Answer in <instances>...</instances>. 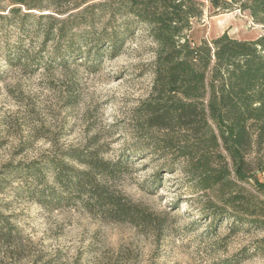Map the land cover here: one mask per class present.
I'll use <instances>...</instances> for the list:
<instances>
[{
  "label": "rangeland",
  "instance_id": "1",
  "mask_svg": "<svg viewBox=\"0 0 264 264\" xmlns=\"http://www.w3.org/2000/svg\"><path fill=\"white\" fill-rule=\"evenodd\" d=\"M0 3L4 14L18 6ZM39 5L41 12L21 6L19 16L0 20V264H264V231L230 230L228 221L214 225L182 173L162 172L158 180L165 161L147 150L132 154L134 109L152 78L151 43L142 28L97 66L62 65L52 58L54 41L41 48L36 30L44 22L27 20L20 28L23 13L54 10ZM263 31L247 12L207 9L190 36L198 42L226 32L253 40ZM70 148L122 164L106 183L137 207V220L115 221L77 201L44 206L29 196L24 178L6 174ZM258 154L264 165V148ZM258 176L264 180V171Z\"/></svg>",
  "mask_w": 264,
  "mask_h": 264
},
{
  "label": "trees",
  "instance_id": "2",
  "mask_svg": "<svg viewBox=\"0 0 264 264\" xmlns=\"http://www.w3.org/2000/svg\"><path fill=\"white\" fill-rule=\"evenodd\" d=\"M8 1L18 6L6 14L0 9V20L19 16L21 6L40 12L39 4L54 6L38 15L23 13L20 28L25 29L27 20L44 22L36 30L43 39L41 48L54 41L52 58L62 65L97 66L102 55L117 56L141 27L151 43L152 78L146 97L134 109L138 144L132 154L157 153L165 161L155 173L158 180L162 172L182 173L203 198L201 212L214 225L228 221L230 230L264 231V180L258 176L264 171L258 154L264 148V31L253 40L226 32L198 42L190 36L193 22L207 9H238L264 25V0ZM24 58L32 60V55ZM122 168L95 150L70 148L62 157L14 167L6 174L24 178L29 196L44 206L77 201L112 220L133 222L137 207L106 183Z\"/></svg>",
  "mask_w": 264,
  "mask_h": 264
}]
</instances>
